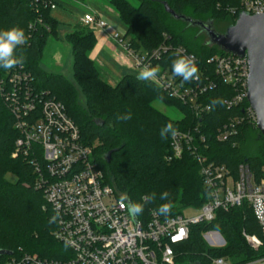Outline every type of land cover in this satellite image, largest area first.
<instances>
[{
    "label": "trees",
    "instance_id": "obj_1",
    "mask_svg": "<svg viewBox=\"0 0 264 264\" xmlns=\"http://www.w3.org/2000/svg\"><path fill=\"white\" fill-rule=\"evenodd\" d=\"M158 2L140 0L135 6L128 0H110L125 24L124 38H128L129 47L135 52H150L168 40L197 57L202 79L204 69L210 71L216 87L198 100L211 106L213 99L221 98L224 103L211 106V110L201 117H195L188 105L170 97L155 82L137 80L135 74L124 75L115 85L108 83L90 58L97 37L90 26L81 23L66 35L73 54L74 81L61 73L45 70L41 60L48 41L60 39V22L52 15L50 7L51 3L59 4L58 0H0V31L14 26L25 31L27 41L17 48V54L25 58L23 66L30 74L31 87L35 92H45L64 104L79 127L84 143L94 146V157L104 172L106 183L113 186L128 204L144 203L141 197L156 194L155 202L145 203L143 213L136 216L145 222L161 204H171L168 215L172 216L183 214L188 208L200 210L209 199L200 166L190 152H185L180 159H168L171 136L167 139L160 136L161 128L167 123H172L178 131L195 130L196 139L202 136L204 140L197 139L196 144L199 153L209 161L226 165L234 174L241 163H248L257 179L264 177V138L255 125L245 121L237 127L238 134L227 140L217 139L219 131L233 118L243 116L249 106L245 100L240 107L227 108L225 101L234 96L235 88L219 81L213 66L207 63L209 58L227 53L215 45L195 43L194 47L189 46L179 28L180 25L191 26L175 20L164 5L161 9L157 6ZM163 2L178 14L209 16V20L227 27L234 24L243 11L242 0ZM176 58L175 54L168 53L159 64L172 72V62ZM11 72L12 69L0 68V251L56 257L57 250L64 247L53 236L56 228L54 215L47 205L44 190L37 187L40 177L33 160L42 164L41 153L37 147H33L32 155L17 151L16 142L21 133L10 112ZM79 93L84 98L83 103L79 101ZM158 100L177 107L182 117L174 120L155 108L153 102ZM128 112L132 114L130 120L117 119L118 115ZM162 192L169 193L168 200H160ZM211 230L222 234L226 240L224 247L214 250L206 247L203 234ZM244 233L259 238L262 244L258 250L250 246ZM184 250L191 255L209 251L227 258L231 264H249L264 258V235L251 208L244 203L228 211L217 210L212 222L191 227V236L184 244ZM8 256L1 255L0 264Z\"/></svg>",
    "mask_w": 264,
    "mask_h": 264
},
{
    "label": "built area",
    "instance_id": "obj_2",
    "mask_svg": "<svg viewBox=\"0 0 264 264\" xmlns=\"http://www.w3.org/2000/svg\"><path fill=\"white\" fill-rule=\"evenodd\" d=\"M56 5L51 3V9ZM242 6L243 11L250 14L264 13V0H242ZM81 24L99 28L108 25L92 11L84 13ZM110 36L125 46L136 67H157L158 75L153 82L170 97L188 105L195 117L211 110L210 105L198 100L216 87L207 68L202 72L203 79L199 76L185 82L159 64L168 53H173L194 57L197 65L194 54L168 40L140 54L129 47L124 34L122 39L113 33ZM207 63L213 66L219 81L235 88L234 96L225 101L228 109L240 107L247 101L250 72L246 55H216ZM10 75V112L21 133L16 142L17 151L32 155L33 147H37L41 153L42 164L33 160L40 177L37 187L44 190L45 200L54 215L53 236L64 248L57 250L56 257L12 253L3 264H231L227 258L209 251L191 255L184 250V244L191 236V227L212 222L217 210L228 211L244 203L251 208L264 235V177L257 179L248 163H241L234 174L226 165L209 161L199 153L196 141L204 139L202 136L196 139L193 129L171 136L168 159H180L185 152L193 155L200 166L204 187L209 191L208 201L199 214L191 217L184 214L164 216L153 211L146 222L137 217L134 220L126 200L106 183L104 172L94 157V146L84 143L79 127L64 104L45 92H35L30 74L23 65L13 68ZM245 121L256 126V115L250 105L243 116L233 118L219 131L217 139L227 140L238 134L237 127ZM262 173L264 175V166ZM244 236L252 248L259 249L262 244L259 238L245 233ZM203 240L210 250L226 245L225 238L216 230L204 233ZM261 263L264 258L249 264Z\"/></svg>",
    "mask_w": 264,
    "mask_h": 264
},
{
    "label": "rangeland",
    "instance_id": "obj_3",
    "mask_svg": "<svg viewBox=\"0 0 264 264\" xmlns=\"http://www.w3.org/2000/svg\"><path fill=\"white\" fill-rule=\"evenodd\" d=\"M106 0H83V1H76V0H58L56 8L52 9V15L60 22L58 27V35L60 39H49L48 44L44 50L43 57L41 60V66L49 71V72H56L63 74L68 80H73V54L72 49L68 42L66 41V35L74 30L75 25L81 23V19L86 11H92L97 13L99 16L106 19L108 25L105 28H99L96 25H90V28L94 31L97 37V45L94 51L97 49V46L100 42L101 35L100 31L106 34L113 42L116 44L117 48L120 50L121 54L127 58L128 61L132 62L134 66L135 73L132 72H113L118 78H121L124 74H138L141 69L136 67L134 60L130 57L127 49L121 43H119L116 39H114L109 34H116L119 35L120 39H122V35L125 32V24L123 21L118 17L115 10L108 11L106 8L101 6ZM131 4L137 6L140 0H128ZM163 0H159L157 6L163 8L164 2ZM84 3L83 5H80ZM165 7V6H164ZM192 18L199 19L203 21H208L210 18L209 16H193ZM168 21V20H167ZM213 27L218 33H223L227 29V25L220 24L217 21H213ZM180 31L182 32V37L185 42L194 47L195 43L197 44H209L208 38L205 33L201 32L198 27H185L184 25H180ZM109 33V34H108ZM126 41L128 38L125 39ZM125 44V42H124ZM178 46V45H177ZM212 46V45H210ZM91 53L94 55V51ZM97 56L95 55L94 60L98 68L101 71V76L103 79L106 80L105 75V68L112 69L118 68L121 64L119 59H123V56L118 55L117 58L114 56L109 55L103 46L100 47V51L98 50ZM113 70V69H112ZM111 85L116 84V80L114 78H110V80H106ZM79 101L84 102L83 96L79 93ZM153 106L160 110L161 112L165 113L169 117L173 118L174 120L180 119L182 117V112L177 108L171 105H166L162 101H154ZM11 178V177H10ZM13 180V178H11ZM168 185V184H167ZM200 213L198 209L188 208L183 211V214L187 217H191Z\"/></svg>",
    "mask_w": 264,
    "mask_h": 264
},
{
    "label": "water",
    "instance_id": "obj_4",
    "mask_svg": "<svg viewBox=\"0 0 264 264\" xmlns=\"http://www.w3.org/2000/svg\"><path fill=\"white\" fill-rule=\"evenodd\" d=\"M165 10L175 19L198 27L205 33L209 45H215L222 51L236 56H245L249 62L247 101L256 115V127L264 138V13L250 14L241 12L235 23L228 26L225 32L218 33L213 21L194 19L178 14L164 2ZM111 152L107 161L110 162ZM133 216V215H132ZM136 220V216H133ZM12 252H1L10 255Z\"/></svg>",
    "mask_w": 264,
    "mask_h": 264
},
{
    "label": "clouds",
    "instance_id": "obj_5",
    "mask_svg": "<svg viewBox=\"0 0 264 264\" xmlns=\"http://www.w3.org/2000/svg\"><path fill=\"white\" fill-rule=\"evenodd\" d=\"M27 37L23 28L14 26L12 28L0 31V68L11 70L17 66H22L24 56L17 54V48L24 45ZM159 69L150 65H145L138 73L137 80L154 81L157 78ZM172 72L175 76L181 77L185 82H191L193 79L199 78V69L195 63L194 57L188 55H179L172 62ZM224 101L221 98L213 99L211 106L222 105ZM132 118L131 112L118 115L117 119L128 121ZM179 134L177 128L172 123L165 124L160 130L162 139H167L169 136L175 137ZM169 193L162 192L160 200H168ZM144 203H130L127 205L128 212L133 216H139L143 213L145 203H153L156 200V194L151 193L141 197ZM171 204L164 203L159 205L155 211L158 215L167 216L171 212Z\"/></svg>",
    "mask_w": 264,
    "mask_h": 264
},
{
    "label": "crops",
    "instance_id": "obj_6",
    "mask_svg": "<svg viewBox=\"0 0 264 264\" xmlns=\"http://www.w3.org/2000/svg\"><path fill=\"white\" fill-rule=\"evenodd\" d=\"M84 3L80 4L83 5ZM101 6H103L104 8H106L108 11L114 10L113 7L110 4V0H106ZM111 8V10H110ZM116 13V11H115ZM97 14V13H96ZM103 18V17H102ZM105 19V18H104ZM106 20V19H105ZM78 25V24H77ZM76 26V25H75ZM75 28V27H74ZM109 34V33H108ZM100 35H101V39L100 42L97 46V49L94 51L93 49H95V47L92 49L94 51V55L90 52V58L94 60L95 55L97 56V52L98 50L100 51V47L103 46V48L105 49V51L111 55L114 56L115 58H117L118 55H122L120 50L117 48L116 44H114V42L104 33H102L100 31ZM110 35V34H109ZM98 41V40H97ZM123 56V55H122ZM95 61V60H94ZM96 62V61H95ZM120 62V66L118 68H113L112 69H106L105 68V73H103L105 75L106 80H110V78H114V80H116V84L118 83V81L124 76L127 75L129 73L124 74L121 78H118L113 72H132L135 73L134 71V66L132 64V62L128 61L127 58H125L123 56V59H119ZM101 72V71H100ZM138 75V74H135Z\"/></svg>",
    "mask_w": 264,
    "mask_h": 264
}]
</instances>
